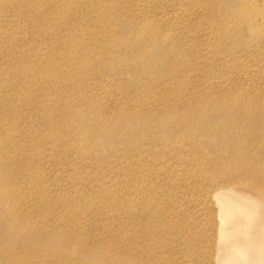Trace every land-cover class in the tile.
I'll return each instance as SVG.
<instances>
[{"label":"bare ground","instance_id":"6f19581e","mask_svg":"<svg viewBox=\"0 0 264 264\" xmlns=\"http://www.w3.org/2000/svg\"><path fill=\"white\" fill-rule=\"evenodd\" d=\"M174 4L0 0V199L82 206L58 224L73 240L101 216L122 264H264V49L249 42L263 12L233 0L219 21L233 65L190 75L210 28L191 54L169 49L157 27L186 22ZM134 59L144 75L125 81Z\"/></svg>","mask_w":264,"mask_h":264},{"label":"rangeland","instance_id":"374dc122","mask_svg":"<svg viewBox=\"0 0 264 264\" xmlns=\"http://www.w3.org/2000/svg\"><path fill=\"white\" fill-rule=\"evenodd\" d=\"M179 1L180 4L181 2L184 3V9L180 4H174L172 6H167L165 10H169L170 14L176 13L180 15L176 23L179 25L183 21H186L183 26L181 28L177 26L176 30L172 28L170 24H158L157 27L161 32L166 31V34L169 36H173L174 32V36L177 38L174 41L169 40V42L166 43V47L191 54L194 43L207 37V31L205 30L206 27H209V42L202 43V52L204 53L193 62L194 67L189 68L190 75H197L201 69L204 71L205 75L211 74L207 73L209 70L205 71L203 69V67H208V65L215 67L216 70L224 68L225 65H233L235 55L229 54L223 56L224 54L220 52H225L221 49V43L225 41L226 44L234 46L235 37L230 34L226 37V40H222V33H227V29L231 28H227L229 25L227 21L223 24H219L220 20L226 19L225 11H227L233 0ZM237 1L240 0H236V2ZM245 1L252 2L253 7L256 1L257 6L260 8L259 10L263 12L260 21H250V25L254 30V36L250 38L249 42L254 45H260L261 49H264V0ZM257 1L259 3H257ZM187 4L190 5L188 6ZM209 4V10L212 14L205 13L206 11L201 13L197 10V12L191 14V8L201 5L205 6L207 9ZM215 5L222 7L218 10L211 9V7ZM187 6L189 10L186 9ZM161 7L164 10L163 6ZM153 18L154 16H148L145 19L150 20L155 25ZM142 22H144V20ZM187 32L191 41L189 43L179 41V34L184 36ZM209 44V49H206ZM123 45H125V42ZM198 47L201 46L195 43V48ZM126 50H124L125 53H127ZM208 53L216 54V56H213V60L204 58ZM131 54L135 55L136 53L132 50ZM254 55L255 53H252V56ZM177 57L181 59L178 53ZM216 58H220V60H215ZM130 61L133 67L132 70L126 72L125 81H128L130 77L132 79L134 73L138 74L141 72V76L144 75L143 70L138 66L137 60L134 59ZM259 61L264 63V58ZM145 79L148 83H151L148 72ZM260 79L261 78H258V81H260ZM250 82V80L246 82L238 81V84L246 87ZM231 86H234V83H232ZM232 93L235 94L234 91ZM196 95H199V92H196ZM52 180H54V178H52ZM52 180L51 177H49L47 182ZM3 189H5L6 192L8 190L10 195H15L9 183H6ZM23 190L27 192L24 187ZM6 202V199H0V264H26L27 259L25 257L22 259L24 253H21V249L26 252L25 254L27 256L33 252L41 253L40 256L35 257L37 264H122L121 260L122 256H124L123 235L115 231L109 236L106 232L107 222L103 223L101 216L94 220L86 219L87 222L90 223V226L86 228L87 233L83 235L84 237H78L77 240H73L69 237L70 231L66 227H63L64 225L58 226V224L62 219L69 220L70 218H78V216L84 215L86 210L82 208V206H77L76 204L71 209L64 210L60 208L59 202H50L45 205L31 203V206H28L24 205L20 198L15 203L14 199H11L7 206H5ZM88 232L89 237H85ZM103 245L110 246L109 252L102 250ZM52 258L55 259L52 260ZM67 258H70V262L63 263Z\"/></svg>","mask_w":264,"mask_h":264}]
</instances>
